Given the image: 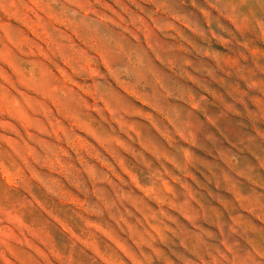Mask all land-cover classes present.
<instances>
[{
    "label": "rangeland",
    "instance_id": "rangeland-1",
    "mask_svg": "<svg viewBox=\"0 0 264 264\" xmlns=\"http://www.w3.org/2000/svg\"><path fill=\"white\" fill-rule=\"evenodd\" d=\"M0 264H264V0H0Z\"/></svg>",
    "mask_w": 264,
    "mask_h": 264
}]
</instances>
